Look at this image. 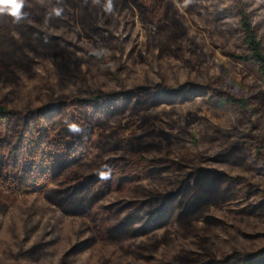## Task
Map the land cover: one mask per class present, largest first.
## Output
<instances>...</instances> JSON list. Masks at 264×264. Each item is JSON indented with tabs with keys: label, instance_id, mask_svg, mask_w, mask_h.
<instances>
[{
	"label": "rangeland",
	"instance_id": "rangeland-1",
	"mask_svg": "<svg viewBox=\"0 0 264 264\" xmlns=\"http://www.w3.org/2000/svg\"><path fill=\"white\" fill-rule=\"evenodd\" d=\"M107 4L0 14V264H264V0Z\"/></svg>",
	"mask_w": 264,
	"mask_h": 264
},
{
	"label": "trees",
	"instance_id": "trees-1",
	"mask_svg": "<svg viewBox=\"0 0 264 264\" xmlns=\"http://www.w3.org/2000/svg\"><path fill=\"white\" fill-rule=\"evenodd\" d=\"M239 26L243 33V45L247 48V52L241 56L229 55V57L245 63H252L256 69L257 74L264 80V53L262 48V41L258 38L256 31L252 27L250 20L244 11L239 13ZM234 103H240L235 98H230ZM91 102L94 98L89 100H82L81 102ZM7 114L3 108L0 107V115Z\"/></svg>",
	"mask_w": 264,
	"mask_h": 264
},
{
	"label": "clouds",
	"instance_id": "clouds-1",
	"mask_svg": "<svg viewBox=\"0 0 264 264\" xmlns=\"http://www.w3.org/2000/svg\"><path fill=\"white\" fill-rule=\"evenodd\" d=\"M25 0H0V14H7L14 18L15 21H20L24 17V13L22 9L24 7ZM106 10H111V0H108V4L106 5ZM59 14V13H57ZM69 131L73 133H79L81 129L79 126L75 124L69 125ZM100 179H108V172H100Z\"/></svg>",
	"mask_w": 264,
	"mask_h": 264
}]
</instances>
